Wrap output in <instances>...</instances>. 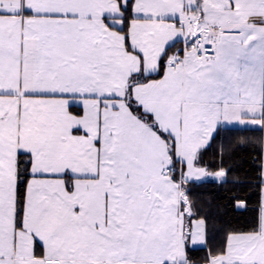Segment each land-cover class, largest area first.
<instances>
[{"label": "snow or ice", "instance_id": "snow-or-ice-1", "mask_svg": "<svg viewBox=\"0 0 264 264\" xmlns=\"http://www.w3.org/2000/svg\"><path fill=\"white\" fill-rule=\"evenodd\" d=\"M0 264H264V0H0Z\"/></svg>", "mask_w": 264, "mask_h": 264}, {"label": "trees", "instance_id": "trees-1", "mask_svg": "<svg viewBox=\"0 0 264 264\" xmlns=\"http://www.w3.org/2000/svg\"><path fill=\"white\" fill-rule=\"evenodd\" d=\"M193 195H194V197L200 198L205 203H208L209 201L222 202L219 199V197H222V193L218 194L217 190L211 184L205 185L202 188L196 189L194 191ZM208 211L210 213H214L215 212V207L214 206H210L208 208ZM194 255L195 256H200V255H203V252L202 251H196L194 253Z\"/></svg>", "mask_w": 264, "mask_h": 264}]
</instances>
